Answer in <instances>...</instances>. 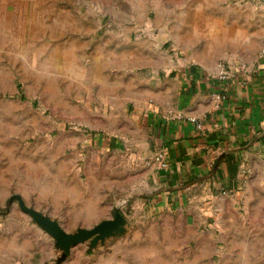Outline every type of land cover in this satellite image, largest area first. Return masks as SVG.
I'll return each mask as SVG.
<instances>
[{
	"label": "rangeland",
	"instance_id": "obj_1",
	"mask_svg": "<svg viewBox=\"0 0 264 264\" xmlns=\"http://www.w3.org/2000/svg\"><path fill=\"white\" fill-rule=\"evenodd\" d=\"M257 16L264 0H0V264H41L55 248L17 194L69 231L118 207L123 236L163 248L159 263L264 264V178L246 179L211 226L151 215L139 203L145 172L127 155L133 112L110 117L102 97L111 61L122 67L149 36L175 58L227 64Z\"/></svg>",
	"mask_w": 264,
	"mask_h": 264
},
{
	"label": "crops",
	"instance_id": "obj_2",
	"mask_svg": "<svg viewBox=\"0 0 264 264\" xmlns=\"http://www.w3.org/2000/svg\"><path fill=\"white\" fill-rule=\"evenodd\" d=\"M164 43L149 36L138 56L125 59L122 67L111 61L113 89L102 97L110 117L118 109L133 112L135 136L127 155L131 170L145 172L147 197L140 205L151 215L178 213L194 227L211 226L222 203L233 199L246 179L253 184L264 178V18H252L250 38L228 55L233 75L224 83L223 98L217 96L223 81L214 78L218 64L212 56L175 58ZM240 62L254 69L240 72ZM190 116L199 117L203 128ZM160 151L165 167L156 160ZM125 233L93 248L78 244L61 261L54 244L41 264H163L157 259L163 248L146 252L140 232Z\"/></svg>",
	"mask_w": 264,
	"mask_h": 264
},
{
	"label": "water",
	"instance_id": "obj_3",
	"mask_svg": "<svg viewBox=\"0 0 264 264\" xmlns=\"http://www.w3.org/2000/svg\"><path fill=\"white\" fill-rule=\"evenodd\" d=\"M15 198L19 199L22 209L53 237L56 248L62 251L60 261L66 259L72 248L78 244L88 242L93 248L99 243L104 244L109 237L126 232L127 218L118 207H115L113 215L109 218L90 227H79L76 231H69L58 219L28 205L21 195L17 194Z\"/></svg>",
	"mask_w": 264,
	"mask_h": 264
},
{
	"label": "built area",
	"instance_id": "obj_4",
	"mask_svg": "<svg viewBox=\"0 0 264 264\" xmlns=\"http://www.w3.org/2000/svg\"><path fill=\"white\" fill-rule=\"evenodd\" d=\"M262 54L264 55V51L262 52ZM253 69H254V65H251L247 62H240L238 64V70L240 72L250 73ZM232 75H233V72H232L231 66H229L228 64L223 63V62L218 64V69H217L216 73L214 74V78H217V79L223 81L222 85H220V89H222V90H221V92L217 93L218 98L225 97V95H226L225 91L227 89V86L224 83L227 80H229L232 77ZM189 119L191 121L195 122L198 128H200V129L203 128V125H204L203 121L199 117L190 116ZM156 160L158 161L160 166L165 167L168 165V161L166 160L163 151H160L156 154Z\"/></svg>",
	"mask_w": 264,
	"mask_h": 264
}]
</instances>
